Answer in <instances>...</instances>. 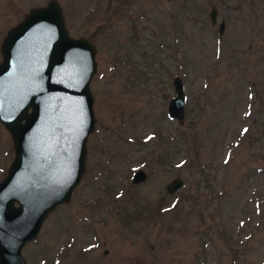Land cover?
<instances>
[{
	"label": "rangeland",
	"instance_id": "rangeland-1",
	"mask_svg": "<svg viewBox=\"0 0 264 264\" xmlns=\"http://www.w3.org/2000/svg\"><path fill=\"white\" fill-rule=\"evenodd\" d=\"M48 1L0 0V44ZM56 1L96 49L95 125L80 182L25 261L264 264V0ZM176 76L183 122L167 113ZM13 158L0 122V181ZM137 169L147 177L132 183Z\"/></svg>",
	"mask_w": 264,
	"mask_h": 264
},
{
	"label": "water",
	"instance_id": "water-1",
	"mask_svg": "<svg viewBox=\"0 0 264 264\" xmlns=\"http://www.w3.org/2000/svg\"><path fill=\"white\" fill-rule=\"evenodd\" d=\"M216 9L209 12L212 24ZM224 29V22L218 25ZM95 46L73 38L56 0L33 8L0 44V122L9 131L14 158L0 181V264H28L24 245L36 238L44 219L67 202L85 170L86 140L95 117L90 79ZM168 116L185 119L183 80L174 77ZM147 174L137 169L132 183ZM177 177L169 193L183 187Z\"/></svg>",
	"mask_w": 264,
	"mask_h": 264
},
{
	"label": "flooded vegetation",
	"instance_id": "flooded-vegetation-1",
	"mask_svg": "<svg viewBox=\"0 0 264 264\" xmlns=\"http://www.w3.org/2000/svg\"><path fill=\"white\" fill-rule=\"evenodd\" d=\"M4 38V37H3ZM3 40V39H2Z\"/></svg>",
	"mask_w": 264,
	"mask_h": 264
}]
</instances>
